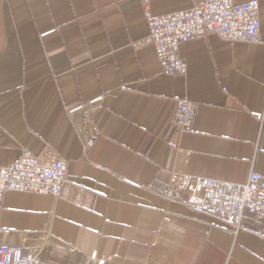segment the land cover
Masks as SVG:
<instances>
[{
	"label": "crops",
	"instance_id": "0c3cea01",
	"mask_svg": "<svg viewBox=\"0 0 264 264\" xmlns=\"http://www.w3.org/2000/svg\"><path fill=\"white\" fill-rule=\"evenodd\" d=\"M197 1L0 0V167L47 147L68 168L58 198L4 194L7 244L40 264H264V220L246 216L234 234L156 192L174 172L264 178V0L259 43L192 39L186 72L162 73L146 14ZM184 98L198 109L178 133ZM84 117L98 134L89 147Z\"/></svg>",
	"mask_w": 264,
	"mask_h": 264
},
{
	"label": "built area",
	"instance_id": "2783aa9c",
	"mask_svg": "<svg viewBox=\"0 0 264 264\" xmlns=\"http://www.w3.org/2000/svg\"><path fill=\"white\" fill-rule=\"evenodd\" d=\"M259 4L250 0H198L187 10L162 16L147 13L148 42L153 45L162 73L184 74L186 64L180 57L182 45L192 39L215 35L229 43L260 42ZM198 105L187 99H175L170 124L178 133L191 130ZM80 136L85 146L98 134L88 118H82ZM68 168L57 154L44 147L39 152L24 150L9 166L0 167V208L7 192L50 195L58 198L67 182ZM156 192L167 200L187 205L195 211L212 215L230 227L241 229L250 216L264 220V178L251 172L243 184L217 182L208 178L170 173L165 186ZM9 230H0V264H40L31 249L5 242Z\"/></svg>",
	"mask_w": 264,
	"mask_h": 264
}]
</instances>
